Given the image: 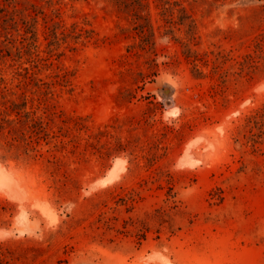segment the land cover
<instances>
[{"label": "rangeland", "instance_id": "1", "mask_svg": "<svg viewBox=\"0 0 264 264\" xmlns=\"http://www.w3.org/2000/svg\"><path fill=\"white\" fill-rule=\"evenodd\" d=\"M0 164V264H264V0H0Z\"/></svg>", "mask_w": 264, "mask_h": 264}, {"label": "clouds", "instance_id": "2", "mask_svg": "<svg viewBox=\"0 0 264 264\" xmlns=\"http://www.w3.org/2000/svg\"><path fill=\"white\" fill-rule=\"evenodd\" d=\"M116 168L113 169L111 172L107 174V178L101 181V184L103 187H107L110 182H116L120 179V176L117 175L116 173H122L123 171L126 170V165H127V160L126 159H121L117 158L116 161ZM7 237L3 234H0V240L6 239Z\"/></svg>", "mask_w": 264, "mask_h": 264}, {"label": "bare ground", "instance_id": "3", "mask_svg": "<svg viewBox=\"0 0 264 264\" xmlns=\"http://www.w3.org/2000/svg\"><path fill=\"white\" fill-rule=\"evenodd\" d=\"M0 165H2V164H0ZM2 166H5V165H2ZM2 166H0V169H1V170L4 169V168H1ZM1 170H0V171H1ZM6 170H7V169H6ZM10 171H11V170H10ZM1 172H2V174H3L4 171H1ZM5 172H7V171H5ZM0 174H1V173H0ZM7 174H10V173L7 172ZM40 206H41V208H42L43 205L40 204ZM47 206H48V205H47ZM43 207H44V206H43ZM46 208H47V207H46ZM48 208H49V207H48ZM41 210H42V209H41ZM44 210L46 211L45 207H44ZM43 212H44V211H43ZM47 212H48V214H49V211H47Z\"/></svg>", "mask_w": 264, "mask_h": 264}]
</instances>
